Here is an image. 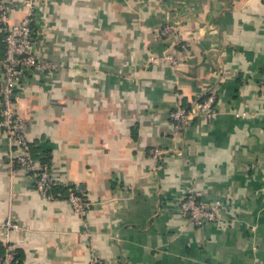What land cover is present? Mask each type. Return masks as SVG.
I'll return each instance as SVG.
<instances>
[{
  "label": "crops",
  "instance_id": "obj_1",
  "mask_svg": "<svg viewBox=\"0 0 264 264\" xmlns=\"http://www.w3.org/2000/svg\"><path fill=\"white\" fill-rule=\"evenodd\" d=\"M4 1L17 7L0 16V81L6 29L30 14V0ZM34 1L36 51L55 68L21 85L19 111L36 157L92 204L78 212L12 173L0 126L16 264H91L93 252L108 264H264V0ZM210 89L217 115L177 131L171 110ZM188 186L224 202L220 220L179 211Z\"/></svg>",
  "mask_w": 264,
  "mask_h": 264
},
{
  "label": "built area",
  "instance_id": "obj_2",
  "mask_svg": "<svg viewBox=\"0 0 264 264\" xmlns=\"http://www.w3.org/2000/svg\"><path fill=\"white\" fill-rule=\"evenodd\" d=\"M30 14L18 23H9L6 33L3 36L5 43V58L3 61L4 77L0 81V97L2 107L0 111V126L5 128L10 142L12 143L11 171L16 173L24 169L36 179L37 188L49 199L62 198V191H55L57 179L53 172L52 161H42L36 158L31 151V142L28 136L30 120L23 117L19 111L17 92L18 89L32 76H45L55 64L43 59L36 51L38 37L34 20L36 19L38 4L34 0L28 1ZM17 7V3L0 0V16L4 21L9 22V14ZM171 25H164L157 29L160 36L168 35L171 32ZM168 58L177 62L172 55ZM157 61V57H151ZM218 113L217 93L210 89L204 98L197 99L186 106L179 103L171 110L170 116L177 131L182 132L195 119L205 116L214 118ZM166 151L160 147L151 149L152 155L162 158ZM67 199L73 207L81 213H85L92 204L87 194L79 188H70ZM181 213L189 215L196 225H205L212 221L220 220L224 202L221 199L207 201L201 198V192L193 186L183 190L182 195L176 201ZM20 228V224L12 217L0 220V231L6 246V252L1 264H15L17 249L12 242L14 231ZM91 264H108L103 259L92 253ZM116 264V263H113Z\"/></svg>",
  "mask_w": 264,
  "mask_h": 264
},
{
  "label": "trees",
  "instance_id": "obj_3",
  "mask_svg": "<svg viewBox=\"0 0 264 264\" xmlns=\"http://www.w3.org/2000/svg\"><path fill=\"white\" fill-rule=\"evenodd\" d=\"M205 97V96H204ZM202 97V98H204ZM187 106H190L191 104L189 103H185ZM31 151H32V144H31ZM32 154L36 157V155L34 154V152L32 151ZM37 158V157H36ZM42 161H51V159H43ZM71 187H69L68 185H63V184H60V183H56L55 185V191H62L64 193L63 197H67V194H68V191ZM73 188V187H72ZM1 247H2V255H1V261L3 260V257L5 255V252H6V246L1 242L0 243ZM17 249V248H16ZM17 258H18V252H17V256H16V261H17ZM16 264V263H15Z\"/></svg>",
  "mask_w": 264,
  "mask_h": 264
}]
</instances>
